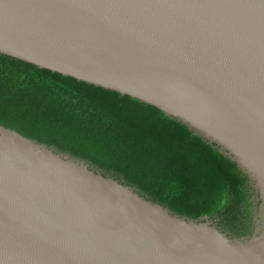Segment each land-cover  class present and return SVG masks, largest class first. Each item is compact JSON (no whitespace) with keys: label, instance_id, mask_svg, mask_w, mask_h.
Returning <instances> with one entry per match:
<instances>
[{"label":"water","instance_id":"95a60500","mask_svg":"<svg viewBox=\"0 0 264 264\" xmlns=\"http://www.w3.org/2000/svg\"><path fill=\"white\" fill-rule=\"evenodd\" d=\"M0 54L185 121L260 199L222 232L0 123V264H264V0H0Z\"/></svg>","mask_w":264,"mask_h":264},{"label":"trees","instance_id":"16d2710c","mask_svg":"<svg viewBox=\"0 0 264 264\" xmlns=\"http://www.w3.org/2000/svg\"><path fill=\"white\" fill-rule=\"evenodd\" d=\"M0 123L79 158L172 214L238 234L260 204L217 142L159 107L0 54Z\"/></svg>","mask_w":264,"mask_h":264}]
</instances>
